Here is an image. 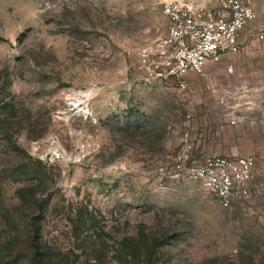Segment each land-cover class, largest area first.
<instances>
[{
    "label": "rangeland",
    "instance_id": "rangeland-1",
    "mask_svg": "<svg viewBox=\"0 0 264 264\" xmlns=\"http://www.w3.org/2000/svg\"><path fill=\"white\" fill-rule=\"evenodd\" d=\"M164 1L0 0V264L36 226L48 264H264V102L222 105L255 66L148 81ZM188 129L194 161L255 157L245 195L170 177Z\"/></svg>",
    "mask_w": 264,
    "mask_h": 264
},
{
    "label": "built area",
    "instance_id": "built-area-1",
    "mask_svg": "<svg viewBox=\"0 0 264 264\" xmlns=\"http://www.w3.org/2000/svg\"><path fill=\"white\" fill-rule=\"evenodd\" d=\"M162 11L167 19L163 35L139 53L148 81L171 79L184 86L191 74H204L208 67L228 54L241 52L252 41L264 42L262 0H166ZM226 70L233 71V65L229 63ZM225 88L229 90L222 94V105L227 119L241 122L264 102V80L251 85L227 83ZM193 149L188 129L172 157L171 178L198 182L223 205L247 193L254 178L253 155L212 154L194 161Z\"/></svg>",
    "mask_w": 264,
    "mask_h": 264
},
{
    "label": "crops",
    "instance_id": "crops-1",
    "mask_svg": "<svg viewBox=\"0 0 264 264\" xmlns=\"http://www.w3.org/2000/svg\"><path fill=\"white\" fill-rule=\"evenodd\" d=\"M222 66L226 70V66L230 63L234 67V71H236V67H239V65L247 64V65H254L255 70L253 72V76L251 79L244 80L242 78H239V74H234L233 80H229L227 83H231L234 85L245 83L246 85H251L253 83H257V81L264 80V42L258 43L257 41H252L250 45L246 48H244L241 52L235 53V54H228L226 55L222 61ZM255 75V77H254ZM237 76V77H236ZM260 106H257L254 108V110L250 113L249 117L252 116L253 112L261 111ZM261 113H264L261 111ZM264 116V114H263ZM264 120V117L262 118ZM239 123H244L243 121ZM230 152L233 153V151H229L224 154H229Z\"/></svg>",
    "mask_w": 264,
    "mask_h": 264
},
{
    "label": "trees",
    "instance_id": "trees-1",
    "mask_svg": "<svg viewBox=\"0 0 264 264\" xmlns=\"http://www.w3.org/2000/svg\"><path fill=\"white\" fill-rule=\"evenodd\" d=\"M40 230L38 226L33 228V234L28 237L27 244L30 247V251L26 250V253L22 255L19 253V256L13 257L11 264H48L47 259H44L45 252L42 251L41 242L39 241L38 235Z\"/></svg>",
    "mask_w": 264,
    "mask_h": 264
}]
</instances>
